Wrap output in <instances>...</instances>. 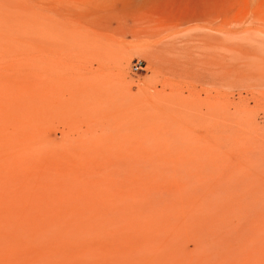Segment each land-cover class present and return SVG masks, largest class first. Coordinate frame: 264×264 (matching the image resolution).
<instances>
[{
    "label": "rangeland",
    "instance_id": "obj_1",
    "mask_svg": "<svg viewBox=\"0 0 264 264\" xmlns=\"http://www.w3.org/2000/svg\"><path fill=\"white\" fill-rule=\"evenodd\" d=\"M0 264H264V0H0Z\"/></svg>",
    "mask_w": 264,
    "mask_h": 264
},
{
    "label": "built area",
    "instance_id": "obj_2",
    "mask_svg": "<svg viewBox=\"0 0 264 264\" xmlns=\"http://www.w3.org/2000/svg\"><path fill=\"white\" fill-rule=\"evenodd\" d=\"M143 69V63L141 61H135L132 64L131 70L132 72L136 73Z\"/></svg>",
    "mask_w": 264,
    "mask_h": 264
}]
</instances>
